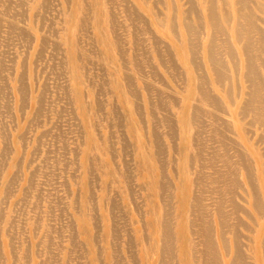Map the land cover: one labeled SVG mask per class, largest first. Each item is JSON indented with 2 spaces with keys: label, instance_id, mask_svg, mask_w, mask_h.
Returning a JSON list of instances; mask_svg holds the SVG:
<instances>
[{
  "label": "rangeland",
  "instance_id": "1",
  "mask_svg": "<svg viewBox=\"0 0 264 264\" xmlns=\"http://www.w3.org/2000/svg\"><path fill=\"white\" fill-rule=\"evenodd\" d=\"M48 1L43 0L40 7L36 0H0V264H108L113 252L118 264H131L129 253L137 264H144L141 245L152 247L156 239L149 228L143 229L145 242L137 237L135 207L148 225L149 203L157 204L149 175L156 179L158 175L163 183H178L180 152H174L171 144L176 142L178 148L181 144L178 137L170 139L168 134L177 132L172 101L183 104L189 82L187 69L177 64L170 39L151 22L152 12L160 17L170 13L167 0H110L122 58L111 56L101 43L90 20L92 7L85 10V21L73 37L67 14L74 1ZM84 1L91 4V0ZM191 5V0H182L175 7L190 11ZM195 8L197 12L188 13L191 23H195V14L205 17L198 5ZM258 16L264 20L263 14ZM203 24L190 36L198 59H202L208 32ZM257 25L264 27L260 20ZM132 27L137 29V43L132 41ZM176 31L181 41L188 38L178 26ZM75 37L83 85L75 84L70 74L69 43ZM177 68L183 71L181 81ZM115 81L130 89L127 97L137 103L141 118L121 100ZM150 108L156 115H148ZM137 124L145 129L132 132L130 126ZM152 127L161 137L157 144L162 151L158 152L157 170L149 165L148 175L141 169L140 153L143 147L151 153ZM89 137L94 144L88 152ZM127 183L133 202L125 192ZM111 201L116 204L111 210L116 212L111 213L114 237L104 231ZM83 208L93 215L87 231L80 227Z\"/></svg>",
  "mask_w": 264,
  "mask_h": 264
},
{
  "label": "bare ground",
  "instance_id": "2",
  "mask_svg": "<svg viewBox=\"0 0 264 264\" xmlns=\"http://www.w3.org/2000/svg\"><path fill=\"white\" fill-rule=\"evenodd\" d=\"M73 1V10L67 14V23L70 24L73 37L76 29L85 21V10L92 7L90 20L101 43L111 56L118 55L122 58L116 35V17L108 6L110 0H91L89 6L84 0ZM42 2L43 0H36L35 4L41 7ZM180 3L182 4V0H167V12L170 13L160 17L152 12L151 18L153 27H159L170 39L175 49L177 64L179 67L183 64L187 69L189 82L184 90L186 96L183 98V104H179L175 99L172 101L177 132L168 134L170 139L178 137L181 144L179 148L176 142L171 144L174 152H180L178 183H163L158 175L156 179L150 174L149 165H154L157 170L158 152L162 151H158L157 144L161 137H157L158 131L153 127L150 130L153 141L151 153H147L144 147L140 153L141 169L150 174V184L157 195V204L156 201L149 203L151 210H148V225L141 221L140 211L135 207L138 219L137 237L141 242H145L143 229L149 228L156 239V243H150L152 247L141 245L142 263L264 264V27L257 25L258 20L264 23L258 16L264 15V0H191L193 6L191 5L190 11L180 6L175 7ZM196 5L204 11L205 17L201 19L195 14V23H191L188 13L197 12ZM175 10L178 11L176 21L173 18ZM202 22L208 32L201 48L202 59H198L197 49L191 44L190 36L201 27ZM177 26L188 37L183 38L184 41H181L176 31ZM132 29V41L137 43V29ZM165 43L167 45V42ZM69 44L71 78L75 84L83 85L76 37L72 38ZM125 60L127 62V59ZM133 64L138 67L134 56ZM181 72L177 68L176 75L180 81L183 79ZM126 76L128 78V75ZM21 78L23 77H20L19 81ZM19 89L21 93L22 84ZM114 89L121 94V100L128 104L133 114L141 118L139 106L131 97H127L130 89L121 88L117 81ZM98 104L101 105L102 102ZM80 106L87 115L84 109L86 107L83 104ZM154 112L150 108L148 115L153 116ZM201 116L204 118L201 119ZM143 129V125L130 126L132 132ZM88 139L85 149L89 152L90 149L93 150L94 142L90 140L91 137ZM107 153L115 160L111 149L107 150ZM125 192L133 202L130 183H127ZM83 204H87L86 200ZM113 204L111 201L109 205L112 207L109 206L105 211L109 215L105 219L104 228L108 237H114L116 232L111 223V213H116L113 212V206L116 208V204ZM80 213V227L87 231L93 215L84 208ZM49 243L50 240L47 239L46 246H49ZM111 250L114 251V248ZM113 253L109 255L108 264H118ZM129 254L130 263L137 264L133 255Z\"/></svg>",
  "mask_w": 264,
  "mask_h": 264
}]
</instances>
